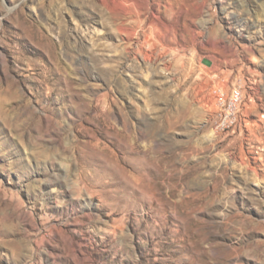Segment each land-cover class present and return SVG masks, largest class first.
I'll return each instance as SVG.
<instances>
[{
	"label": "rangeland",
	"instance_id": "obj_1",
	"mask_svg": "<svg viewBox=\"0 0 264 264\" xmlns=\"http://www.w3.org/2000/svg\"><path fill=\"white\" fill-rule=\"evenodd\" d=\"M0 264H264V0H0Z\"/></svg>",
	"mask_w": 264,
	"mask_h": 264
},
{
	"label": "built area",
	"instance_id": "obj_2",
	"mask_svg": "<svg viewBox=\"0 0 264 264\" xmlns=\"http://www.w3.org/2000/svg\"><path fill=\"white\" fill-rule=\"evenodd\" d=\"M243 91V83L239 81L231 86L227 97L219 101V108L213 117V128L215 131L225 132L236 127Z\"/></svg>",
	"mask_w": 264,
	"mask_h": 264
},
{
	"label": "bare ground",
	"instance_id": "obj_3",
	"mask_svg": "<svg viewBox=\"0 0 264 264\" xmlns=\"http://www.w3.org/2000/svg\"><path fill=\"white\" fill-rule=\"evenodd\" d=\"M102 1V0H101ZM120 1V0H119ZM129 1V0H128ZM123 3V2H122ZM132 4V3H131ZM130 4V5H131ZM133 5V4H132ZM124 8V7H123ZM125 10V9H124ZM125 12V11H124ZM129 11H127V13H128ZM121 16H123V15H121ZM126 18V17H125ZM135 18H136V16H135ZM125 28V27H124ZM124 28H122V29H124ZM125 31H126V29H125ZM121 32V31H120Z\"/></svg>",
	"mask_w": 264,
	"mask_h": 264
}]
</instances>
